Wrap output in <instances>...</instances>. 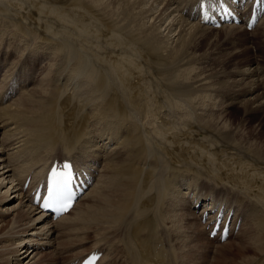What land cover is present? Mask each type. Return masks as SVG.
<instances>
[{
  "label": "bare ground",
  "instance_id": "obj_1",
  "mask_svg": "<svg viewBox=\"0 0 264 264\" xmlns=\"http://www.w3.org/2000/svg\"><path fill=\"white\" fill-rule=\"evenodd\" d=\"M199 1L0 0V69L9 65L10 71L4 78L8 86L0 92V215L10 210L7 198L11 193L17 195L19 189L16 186L22 184L23 190L29 176L37 185L43 177L49 176L55 160L71 159L78 167L89 163L98 169L104 159L103 171L94 183L95 187L93 185L94 188L86 192L84 199L68 215L57 223L52 222L53 227L68 228L64 234L70 238L63 243H73L72 234L94 230L105 233L95 247L101 241L108 244L118 239L120 245L112 243V246L120 247L129 264H209L206 251L201 261H196V254L191 250L178 251L180 247L176 248L170 242L167 223L180 224L185 220L186 214L181 213L180 201L176 200L175 194L191 187L190 180L200 178L203 164L206 167L208 163L219 164L212 175L213 180L218 181L216 185L222 184L220 188L228 189L236 200L243 195L244 205L251 211L250 214L244 212L248 228L245 231L243 224L240 230L241 233L245 231L242 236L247 235L238 248L239 257L244 259L239 261L235 256L220 261V264H264V128L258 125L253 133L258 132L256 136L263 140L262 146L254 138L257 143L249 142V147H245L235 138L232 128L218 129L204 120L205 115L198 110L194 109L193 114L196 111L201 120H195L193 124L184 113L173 118L175 113L170 109L171 103L183 105L184 99L178 94L181 88L195 97L212 87L228 100L239 94L235 91L242 84L250 94L243 102L245 120L241 126L262 119L264 85L255 74L257 76V69L262 65L258 75L264 77V63L258 64L259 59L250 55L248 49L232 51L231 45L235 37L245 39L252 33L264 50V17L251 31L247 30L246 24L244 29L243 24L213 29L191 17V8ZM58 17L60 21H57ZM208 38L210 42L204 44V39L207 41ZM225 42L230 43L229 52L222 54L223 58L215 57L223 50ZM12 43L20 45L19 50L13 47L10 50ZM29 49L41 52L42 57H60V60L54 58L60 64L59 74L55 72L57 76L53 78L51 71L53 83L48 89L42 84L39 94L23 93L24 99L4 105L18 86L24 87L21 85L24 76L29 78L31 75L27 70L31 57L28 53L24 57ZM17 51L21 53L19 60L10 64V58ZM211 52L213 54H209ZM201 58L208 62V69H199L195 64ZM47 61L52 65L50 60ZM239 61L241 65H238ZM37 63L38 59L31 66ZM219 65H222V71L217 70ZM53 66L54 69L57 67ZM241 66H244L242 70ZM248 74L252 76L250 80H241ZM235 75L237 82L231 80ZM211 77L222 79L215 86L209 83ZM75 79L82 82L80 91L79 84L73 82ZM219 83L222 87L217 89ZM145 88L166 101L165 105L162 100L154 105L155 111L165 118L166 126L155 123L161 122L160 116L153 117L154 122L148 116L151 103ZM44 91L47 92L45 95ZM259 113L262 117L250 119ZM207 123L214 131L222 132L221 135L211 129H208L210 133H202L200 129L207 130ZM92 134L96 135L94 141L83 140ZM79 146L89 151L93 149L95 156V149L100 148L98 156L101 158L88 160L85 153L75 151ZM204 153H208V160L204 159ZM238 159L239 163H235ZM93 174L96 175L95 171ZM8 180L12 185L3 191L9 185ZM195 200L208 204L207 197L198 195ZM26 201L35 209L24 205L29 210L18 213L15 226L7 233L8 239L0 243L16 241L10 244L17 243V247L3 244L0 264H24L22 260L28 261L26 264L39 262L32 263L36 258L31 251L34 246L30 247L32 238L28 241L16 237L22 225L27 227L30 222L31 226L36 225V220L31 221L29 211L35 213L38 208L30 198ZM213 203L211 201L206 209L211 210ZM227 206L229 212L234 210L236 221L243 216L240 206ZM206 209L203 207L202 213ZM24 220L28 222L24 223ZM40 221L47 222L43 216ZM188 225L193 224L188 222ZM196 225L200 227L201 223ZM178 227L180 229V225ZM7 229L8 224L0 228V233ZM209 233V230L207 233L198 231L192 243L205 234L209 237ZM87 239L80 237L77 241ZM197 247L195 244L190 249ZM250 252L255 256L249 255ZM104 258L103 254L98 264H102Z\"/></svg>",
  "mask_w": 264,
  "mask_h": 264
},
{
  "label": "rangeland",
  "instance_id": "obj_2",
  "mask_svg": "<svg viewBox=\"0 0 264 264\" xmlns=\"http://www.w3.org/2000/svg\"><path fill=\"white\" fill-rule=\"evenodd\" d=\"M59 18L60 17H58L57 21H60ZM221 29H219V30H221ZM243 33H245V32L243 31ZM92 39H95V38H92ZM243 39H244V37H243ZM243 39L242 38H236V37L233 39L234 41H232V42L234 44L231 45L232 49H233L232 51L236 50V52H241L242 48L248 49L249 50L248 53L250 55H253V56H255V57H257L259 59L258 60L259 62L256 61V62H258V64L264 63V50L262 49V46L258 43V41L255 40V36H253L252 33H248L246 35V38L244 40ZM93 41H95V40H93ZM204 42H203L204 44H207V42H210V39L208 38L207 41H205V39H204ZM251 42H253V43H251ZM261 42H262L261 44H263V41H261ZM229 44H230L229 42H225L224 45H223V50L220 53L216 54L215 57L216 56H220L221 58H223L224 56H222V54H226V53L229 52V49H228L229 48L228 47ZM233 45H235V46H233ZM17 46H18V44L12 43L9 49L11 50V47H13V48H16V50H19V46L20 45L18 47ZM263 46H264V44H263ZM30 50L31 49L26 50L28 52L25 51L24 57H26L27 53H28V56L31 57V58H29V63L30 64L27 66V70L28 69L30 70V71L28 70V73L31 74L30 75L31 77L29 76L30 78L28 80H26V82L22 83V84H24L23 88L18 87L16 89L14 94L9 98L10 100L7 99L5 101V103H4V105H6L7 103H13V102L16 103L17 100H20L22 98L24 99L25 95L23 93H25V94H27V93L36 94V92H38V94H39V92H41V90L43 89V85L42 84H44L46 86L45 89H48L50 86H52V83H53L52 75H51L52 72H53V78L56 77L57 74H59V72H58L59 66L58 65H60V64L58 63L59 61H55L54 58H56V59L58 58L60 60V57L53 56V55H52V57H50L48 55L42 57V55H40L41 52L39 53L36 50H34V51L31 50V52L29 53ZM36 52L38 54H36ZM18 53H19V51H17V54L15 52L14 55L10 58V60H9L10 64L13 63L14 61H18L19 60V57L21 56V53H19V54ZM209 54H213V53L211 52ZM51 58H53V59H51ZM37 59H38V63L36 64V66H31V64L34 61H37ZM47 60H50L49 63L51 62L52 65L48 64ZM11 61H13V62H11ZM31 61H32V63H31ZM53 62H54V64H53ZM195 64H197V66L200 67L199 69H203L204 67L206 69H208V66H209L208 62H205L204 59H202V58H201V61H198ZM50 65L53 68L52 67L50 68ZM53 65H55L57 67H55V69H54ZM238 65H241L240 61L238 62ZM230 67H232V66H230ZM243 67L244 66H241L240 70H242ZM261 67H262V65L259 66L258 69L261 68ZM56 68H57V71H56ZM8 69H9V65L0 69V92H2L6 88L7 80L6 79L4 80V78L10 74V71L8 72ZM258 69H257V76L255 74V77L257 79L260 78L262 84L264 85V83H263L264 82V77L261 78V76L258 75ZM217 70L222 71L223 70L222 65L217 66ZM48 72L49 73L51 72L50 76L48 75ZM208 72H209V70L206 71V73H208ZM236 73H238V72H236ZM194 74H195V72H194ZM238 74H240V73H238ZM258 76H259V78H258ZM10 78L12 79V77H10ZM26 78H28L27 75H26ZM251 78H252V76L250 74H248V75L243 76V78H241V80H247V79L250 80ZM221 79L222 78L218 79V78H215V77H211L208 80H209L210 84L212 83V84H215V86H217L218 82ZM45 80H47V81H45ZM231 80H235L237 82L236 75L234 77H232ZM48 81H51V82L48 83ZM46 82H47V84H45ZM73 82L79 84L78 90L80 91L82 82H78L76 79ZM241 85L238 86V91L237 90L235 91L236 93H239V94L238 95H234V98L228 99V100H227V98L225 97V95L222 92L218 93L217 91H214L212 89V87L206 88V90L204 92L199 93L195 97L191 96L190 94H188L187 92H185L181 88V89H179L180 91L178 92V94L180 93L179 95H180L181 99L182 98L184 99L183 100L184 103L182 105L183 107L181 105H179V104L171 103V107H170L171 112L175 113V116L173 118L178 117V115L180 113H184L185 115L187 114L186 116L188 117L189 121L190 122L192 121L193 124H194L195 120L196 121L201 120L200 117L197 114V112H199V113L204 114L206 116V117L203 116L204 120L210 121L211 125H215V126H217V128L219 127L218 129H223L224 127L225 128H227V127L228 128L229 127L232 128V131H234V134L236 135L235 138L238 140L239 143L242 142V144L245 147H249V142L254 144V142L257 139H258V142L260 143V144L258 143L259 146H260L263 143L262 142L263 140L260 141L259 140L260 139L259 136L258 137L256 136L258 134V132L255 135L253 133L254 132L256 133L255 130H256V128H258V125H262V127L264 128V117L261 116L262 115L261 113L255 114V115H253L252 118H250L251 120H255V119L259 118L260 116L262 117V119H260L258 122H249V124H245L246 127L245 126L242 127L243 124H244L243 122L245 120V117L243 115V111H244V109H243L244 108V103L243 102L247 98H249V97H247V95L250 94V93L247 92L245 87H243ZM7 86H8V84H7ZM221 87L222 86H220V83H219V86L217 87V89H219ZM241 88H242V90H241ZM227 89L232 90L233 88H227ZM145 90L147 91V94L149 95L148 96L149 103H151L150 104L151 107H149V109H148V116H151L150 117L151 121H153V119L156 118V117L159 118L158 116H160L162 118L161 122H159V123L155 122V123L166 126L165 118H163V116L160 114L159 111H157V112L155 111V107L157 106L158 102H160L162 100L161 103L163 105H165L166 101L161 99V98H159L158 97L159 95H156L155 92L151 91L154 94L153 95L146 88H145ZM46 91L48 92L49 90H46ZM148 91H149L150 94L148 93ZM47 92L44 91V93L43 92L42 93L45 95V93H47ZM193 98H195V99H193ZM80 99L83 100L82 97ZM150 101H153V102H150ZM186 104H188L189 106H187ZM154 105H156V106H154ZM152 106L154 108L153 110H152ZM185 107H187V109H185ZM188 107H189L190 111H189ZM150 108H151L152 111L150 110ZM194 109H196L198 111L197 112L195 111L194 114H193ZM150 111L152 112V115H151ZM153 112L155 113V115H154ZM219 114L221 116H222V114H224V115L222 117H219L220 116ZM189 115H190V117H189ZM192 115L195 116V117H193ZM209 116H214V117H209ZM196 117H199V118L197 119ZM218 120H219V122H218ZM211 125H209V124L207 125V130L206 129L204 130V128L200 129L202 127H200L199 129H200L201 132L203 131L202 133H204V134H205V132L210 133L211 130H212L213 133L216 132V133H218L217 135H219V134L221 135L222 132L214 131V129H211L212 128ZM208 129H211V130H208ZM89 130H91V129L89 128ZM196 132L197 131H195V133ZM263 133H262V135H264ZM253 135H254V137H253ZM250 138H252V139H250ZM254 138H257V139L255 140ZM95 139H96V135L92 134V135H89L87 138H84L83 140H87L89 142H92ZM255 143H257V141ZM263 145H264V143H263ZM99 149L100 148H96L95 149L96 150V156L92 153L93 149L89 151V150H87V148H82V147L79 146V147L76 148L75 151H79L80 153H82V152L85 153L87 155V159L90 160V159H95V158H101L100 156H98V155L101 154V151ZM253 149L254 148L252 147V150ZM206 150L208 151V149H206ZM207 151H205V153ZM253 151H255V150H253ZM205 153L203 155V156H205L204 159L206 158V160H208L207 159L208 153H207V155H205ZM238 155L241 158V154H238ZM223 159L224 158H222V160ZM239 160L240 159H238V162L236 161L235 163H239ZM244 161H245V159H244ZM103 162H104V159L102 160L100 167L95 172V174L97 176V180L99 179V177L101 175V172L103 171L102 170ZM96 165H98V163H96ZM202 166H203V168H202L203 172L200 175V178H195L194 180L193 179L190 180V181H192V184H193L192 187H193L194 190L191 191L190 193H187V194L181 193L179 195V199H181V203H182V205L180 207L181 213L182 214H186L185 220L183 222H180V224H177V222L171 223L169 221V223L167 225L168 229L170 228L169 231H170L171 235H173V236H171L172 243L177 245L176 248L177 247L181 248V250H179L180 248L178 249V251H180V252L183 251V253H184L186 250L187 251L188 250L193 251L196 254V261H201L203 259V256H204L203 253L205 251H206V262H208L210 260L209 264H220V261H228V260L234 258L235 256L237 258H239L238 259L239 261H242L244 258L242 256H240L241 258L239 257L238 248H240L239 246L241 245V243L244 242L245 236H247V235L242 236V235H244V232L248 228V227H246V225L249 226V224H248L246 219L243 220V223H245V229L244 228L243 229L245 231H243V229H242L243 232L241 233V231L238 230L237 233H235L233 236H231L225 242H220L218 239L208 240L207 236H205L204 238L200 237L198 239V241H196L197 243L196 242L192 243L194 241L193 237H195L197 235V231L205 232V233L208 232V230L206 231L205 229H199V226L196 225L197 222H200V213L198 212L197 209H194L193 199L195 197V194H202L204 197L207 196V197H209L211 199H215V202H228V204L233 203L234 205H239L241 210H243V213L245 212V210H246V214H250L251 213V211H247V209H246L247 207H245L244 202H242L240 204V202L236 200V197L228 189H226V188L225 189H221L220 186L222 184L221 185L218 184V186L216 185L218 181L213 180L212 175H214L215 171H217L219 164H213V163L209 164L208 163L207 167L205 166V164H203ZM205 171H207V174H206ZM8 181H9V185L7 186V188L3 189V191H6L12 185V182L10 180H8ZM224 183L228 185V183L225 180H224ZM21 187H22V184H19V185L16 186V189H19L16 192L17 195H19V198H18L17 195L15 196L14 193H11V190H10L9 194L11 193V195H9V197L7 198L10 210L8 212L7 211L3 212V214L0 215L1 216L0 217V228L2 226H6L8 224V229L5 232L3 231L2 233H0V238H1L0 239V243L3 242L5 239H8V234L7 233L12 230V226L13 225L15 226V224H16V222L18 220L17 219L18 213L21 212V211L27 212L29 210V208L25 207L24 205H28V206L30 205L31 207H33L30 204L31 202L30 203L28 201L26 202V196L25 195L26 194L29 195V189L21 190L20 189ZM94 187H95V185H94ZM182 192H188V190L184 189ZM2 195H4V192H3ZM240 197L243 198V195H240ZM206 207H209V203L204 205L205 209H206ZM3 208H5V207H3ZM2 210L4 211L5 209H2ZM206 210L210 211V208H207ZM29 213H30V216H31V221H35L36 220V225L35 226H31L32 225L31 222H30L29 225H27V227L22 225V227H19L20 233H18L16 235V237L18 238L20 236V237H22L24 239H27L28 241H29V239L32 238L33 241L30 243L31 244L30 247L34 246L31 249V251H34V253H35L34 256H36V258L33 259L32 263L35 262V261L36 262L39 261L38 264H71L74 261L79 260L78 258L80 256H82L83 254H86L88 251L92 250L93 248H98V250L102 249L105 252V255H106V258H105V260L103 261L102 264H128V262L122 257V253L120 252V247L117 250H115L114 248L116 246L115 247L112 246V243L120 245V243L117 242L118 239H116L114 241H111V243H108V244H103L104 241H101L100 245H103V246L100 247V245H99V246L95 247L94 244L97 241H99L103 237V235L105 233L104 234L103 233L99 234V233L94 232V230H90L89 232L84 231L85 233L81 232V235L80 234H77V235L76 234H72L73 236H71V238L73 237V239H71V240H72L73 243H70V244L63 243V241H65L66 239L70 238V237L67 238V235L64 234L68 230L67 227H65V226L53 227L52 224L50 223L51 221L49 220V218L45 214H42L39 210H37L35 213H31L29 211ZM36 213H38V214H36ZM41 216H43L44 219H46V221H47L46 223L40 221ZM190 219H192V220H190ZM173 220H176V218L173 219ZM2 221H4V222H2ZM26 222H28V220H24V223H26ZM57 222H54V223H57ZM188 222L192 223L193 225L192 226L188 225ZM20 223L24 224L23 222H20ZM201 223H202V225H201L200 228H204L206 223H203L202 221H201ZM178 225H180V229H179ZM55 229H56V231L54 232ZM16 231H18V229ZM193 233H195V235H193ZM31 234H33V235H31ZM78 235L80 237H88V239L85 240L86 242L84 241L85 244H84V242H78L77 241L78 238L80 239V237ZM13 242L15 244L16 241H13ZM13 242L12 241L9 242V243L5 242V244L4 243L3 244L7 245L8 247L11 246L10 248L17 247L16 246L17 243H16V245L12 246ZM10 243H12V244H10ZM3 244H0V247ZM195 244H197L198 247L197 248H193V250L190 249V247H192V246L194 247ZM21 250H22V248H21ZM20 252H22V251H20ZM218 252H219V254H218ZM220 255H222V257H220ZM249 255H254L255 256L254 253H251ZM20 258L22 259L23 256L20 257ZM220 258H222V260H219ZM22 262H25L24 264H26L28 261H26V260L23 261L22 260Z\"/></svg>",
  "mask_w": 264,
  "mask_h": 264
},
{
  "label": "snow or ice",
  "instance_id": "obj_3",
  "mask_svg": "<svg viewBox=\"0 0 264 264\" xmlns=\"http://www.w3.org/2000/svg\"><path fill=\"white\" fill-rule=\"evenodd\" d=\"M261 0H257V3H260ZM201 7L204 8V4H201ZM205 16H207V11L205 10ZM65 169H68L69 171L67 172H57L56 170H53L52 176H53V181L52 185L49 188V203L45 204V207H48L52 202L58 201L59 199L62 198L64 195V189L67 187L68 183L70 182L71 178V165L70 164H65L64 165ZM58 177H62L63 180H58ZM68 205H65L67 207ZM214 234V233H213ZM93 260L97 259V257H93Z\"/></svg>",
  "mask_w": 264,
  "mask_h": 264
}]
</instances>
